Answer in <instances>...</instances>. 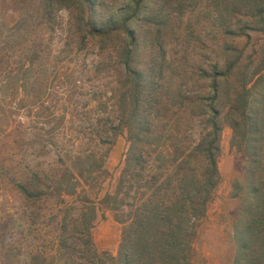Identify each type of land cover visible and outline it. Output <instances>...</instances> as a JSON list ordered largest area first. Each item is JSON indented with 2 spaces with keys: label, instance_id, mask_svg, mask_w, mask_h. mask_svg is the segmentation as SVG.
<instances>
[{
  "label": "rangeland",
  "instance_id": "1",
  "mask_svg": "<svg viewBox=\"0 0 264 264\" xmlns=\"http://www.w3.org/2000/svg\"><path fill=\"white\" fill-rule=\"evenodd\" d=\"M95 1L96 12L104 18L125 6L130 9L126 12L135 7L133 0ZM257 1L143 0L138 6L144 10L143 17L156 20L142 21L166 23L158 30L149 26L134 30L141 45L139 54L144 62L150 54L156 59L163 56L165 82L171 75V88L181 81L189 95L209 92L208 80H202L199 73H211L214 64L218 70L223 67L226 45V55L240 56L236 70L251 74L264 47V23L253 15ZM73 5L70 0H0V264H30L28 255L38 247L48 257L54 254L47 242L55 236L56 208L53 204L42 206L38 218L31 222L30 208L12 180H23L33 172L41 178L52 173L54 178L63 155L86 148L96 150L85 138L92 136L93 127L104 126V119L114 116L110 107L122 67L111 57L118 45L111 44L100 54L96 42L85 38V48H79L84 33L79 36L75 31ZM262 19L264 22V16ZM244 25L258 30H245L247 36L224 34L226 27L237 33ZM254 80L246 87L253 109L264 90V83ZM235 86L238 83L234 80L230 87ZM93 99L103 100L109 108L102 112ZM180 116V125L175 123L178 117L167 120L162 138L173 143L179 135L182 147H186L202 128L200 118L186 111ZM100 119L103 121L98 123ZM153 124L155 133H163L161 119ZM233 141L231 128L223 124L217 157L219 182L204 218L197 224L193 264L237 263L254 197L249 192L253 176L247 154L233 147ZM127 147L123 133L103 165L107 175L97 177L96 186L101 187L88 191L95 201L115 188ZM99 207L91 231L94 247L116 256L122 225L114 221L111 212ZM51 219L56 220L52 225Z\"/></svg>",
  "mask_w": 264,
  "mask_h": 264
},
{
  "label": "trees",
  "instance_id": "2",
  "mask_svg": "<svg viewBox=\"0 0 264 264\" xmlns=\"http://www.w3.org/2000/svg\"><path fill=\"white\" fill-rule=\"evenodd\" d=\"M70 1L77 17L73 21L75 31L79 36L84 33L79 38V48H85V38L96 42L100 54L111 44L118 45L111 58L122 70L118 72L110 107L114 116L98 120L104 126L91 127L92 136L85 138L88 145L94 143L96 150L86 148L63 155L64 160L58 159L60 171L54 178L52 173L41 178L40 173L33 172L23 180H12L30 208L31 222L38 218L42 206L53 204L56 208L55 236L47 242L54 254L48 257L38 247L28 255L30 264H193L192 242L197 224L204 218L219 182V135L225 123L235 139L232 146L247 154L253 176L249 192L254 201L240 238L236 264H264V90L253 109L246 89L253 79L257 84L264 83V47L257 69L246 74L236 70L240 56L226 55V45L223 67L218 70L214 64L211 73H199L202 80H208L209 92L189 95L187 85L181 81L171 88V75L165 82L163 56L156 59L150 54L144 62L139 54L141 45L134 30L144 26L158 30L166 23L142 21L144 10L138 6L143 0H133L135 7L130 12L125 6L107 18L96 12L95 0ZM253 15L257 22L264 23V0L257 1ZM246 25L237 33L226 27L224 34L247 36L245 30H258ZM140 63L144 66L138 67ZM234 80L238 86L231 88ZM93 101L103 108L102 112L104 107L109 108L103 100ZM185 111L200 118L202 131L190 145L182 147L179 135L173 143L162 135L167 130V120L178 117V124ZM160 119L164 131L155 133L153 122ZM123 133L128 147L115 188L95 201L89 195L92 189L98 191L101 187L96 186L97 177L107 175L103 165ZM99 206L122 225L116 256L94 247L91 231ZM53 221L56 220L51 219L50 225Z\"/></svg>",
  "mask_w": 264,
  "mask_h": 264
}]
</instances>
